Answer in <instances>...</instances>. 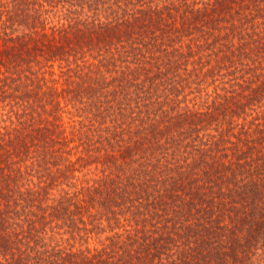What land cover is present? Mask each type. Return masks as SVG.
Returning <instances> with one entry per match:
<instances>
[{"label": "trees", "instance_id": "16d2710c", "mask_svg": "<svg viewBox=\"0 0 264 264\" xmlns=\"http://www.w3.org/2000/svg\"><path fill=\"white\" fill-rule=\"evenodd\" d=\"M0 264H264V0H0Z\"/></svg>", "mask_w": 264, "mask_h": 264}]
</instances>
